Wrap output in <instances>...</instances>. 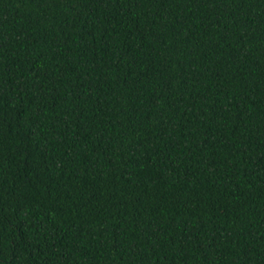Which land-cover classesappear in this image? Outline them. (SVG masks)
Listing matches in <instances>:
<instances>
[{
  "label": "trees",
  "instance_id": "16d2710c",
  "mask_svg": "<svg viewBox=\"0 0 264 264\" xmlns=\"http://www.w3.org/2000/svg\"><path fill=\"white\" fill-rule=\"evenodd\" d=\"M0 264H264V0H0Z\"/></svg>",
  "mask_w": 264,
  "mask_h": 264
}]
</instances>
